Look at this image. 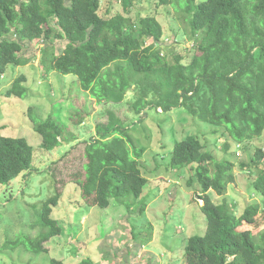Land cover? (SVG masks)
I'll use <instances>...</instances> for the list:
<instances>
[{"label": "trees", "instance_id": "trees-1", "mask_svg": "<svg viewBox=\"0 0 264 264\" xmlns=\"http://www.w3.org/2000/svg\"><path fill=\"white\" fill-rule=\"evenodd\" d=\"M159 2L172 5L183 23L184 34L192 43L187 62L176 52L175 44L161 45L163 28L155 14L132 15V0H121L123 11L104 17L99 14L101 0H0V73L8 65L25 64L28 58L22 55L23 48L39 40L52 45L48 59L42 60L47 69L74 75L97 103L118 104L133 88L136 94L130 108L135 114L148 107L162 112L183 107L200 121L222 129L220 135L226 134L227 139L221 159L194 135L177 141L171 152L170 169L186 167L192 173L188 185L194 179L199 183L200 208L207 222L203 235L187 239L184 262L264 264L261 203H249L238 216L236 202L224 198L214 203L207 194L212 190L223 196L236 180V161L225 159L231 141L241 150V144L264 133V0ZM57 40L65 41L64 46L58 47ZM25 81L24 74L17 76L6 96L23 98ZM27 116L45 150L61 143L71 145L76 139L53 114L41 120L29 107ZM96 131L95 136L69 146L47 168L45 176L52 180L53 194L40 205L37 235L22 234L5 241L0 250L22 245L33 253L45 252L43 244L62 233L52 209L68 183L80 190L79 199L86 206L107 208L114 200L138 210L147 183L139 165L143 147L135 144L128 127L113 113ZM32 158L33 148L24 137L0 135V185H9L23 172L32 174ZM76 161L79 167L72 172L63 174L58 167L63 164L65 169ZM239 165L250 175L259 170L252 187L264 201V149L257 147L250 160ZM258 214H263L260 220ZM49 264L65 263L51 258ZM77 264L97 263L85 258Z\"/></svg>", "mask_w": 264, "mask_h": 264}, {"label": "rangeland", "instance_id": "rangeland-1", "mask_svg": "<svg viewBox=\"0 0 264 264\" xmlns=\"http://www.w3.org/2000/svg\"><path fill=\"white\" fill-rule=\"evenodd\" d=\"M201 1L196 0V3ZM117 11H123L121 0H101L99 14L102 17ZM152 14L163 28L161 45L175 44L176 52L185 56L187 62L192 43L184 34L183 23L175 8L169 3L161 4L159 0H132L135 18ZM64 42L57 40L55 44L63 47ZM51 47L50 43L39 40L27 43L21 53L28 61L19 66L8 65L5 72L0 73V135L24 137L33 148L34 168L32 174L23 172L9 185H0V248L5 241L22 234L37 235L40 226L35 223L40 205L53 194L52 180L45 176L47 168L76 141L95 136L97 126L109 122L110 113L121 119L135 144L143 147L139 165L147 183L138 201V210L127 209L114 200L107 208L86 206L79 199L80 190L68 183L52 209V216L63 227L62 233L43 244L45 252L33 253L22 245L13 250H0V264H49L51 258L62 259L65 264H77L85 258H91L97 264H186L184 247L187 239L192 235H203L207 222L200 208L203 199L199 183L194 179V183L188 185L187 179L192 173L186 167L170 169L171 152L177 141L194 135L205 149L221 159L225 154L223 144L227 135H220L222 129L200 121L183 107L169 112L148 107L135 114L130 108L136 94L133 88L118 104L97 103L95 97L79 86L74 75L48 70L42 63L44 57L48 59ZM20 74L26 76L22 83L26 87L25 96L7 97L6 90ZM29 107L41 120L53 114L68 126L76 139L71 145L61 143L52 150L41 148V137L33 130L27 116ZM214 130L219 133L214 134ZM236 145L231 141L225 158L236 161L235 182L228 186L223 196L212 190L207 194L214 203H220L224 198L236 202L238 216L253 201L261 203L264 214V201L252 187L259 170L253 168L250 175L239 165L249 161L257 147L264 149V133L241 144V150ZM236 150L241 153L238 158L235 157ZM75 163L68 164L65 169L63 164L58 167L64 174L78 169L79 161ZM261 215L256 218L260 220ZM246 228L250 226L246 225Z\"/></svg>", "mask_w": 264, "mask_h": 264}]
</instances>
